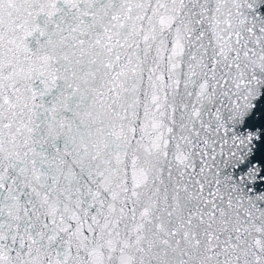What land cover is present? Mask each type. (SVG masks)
<instances>
[{
	"label": "snow or ice",
	"instance_id": "obj_1",
	"mask_svg": "<svg viewBox=\"0 0 264 264\" xmlns=\"http://www.w3.org/2000/svg\"><path fill=\"white\" fill-rule=\"evenodd\" d=\"M0 264H264V0H0Z\"/></svg>",
	"mask_w": 264,
	"mask_h": 264
}]
</instances>
